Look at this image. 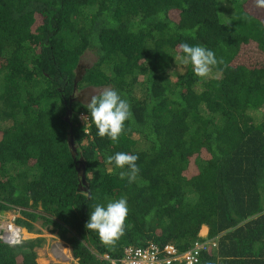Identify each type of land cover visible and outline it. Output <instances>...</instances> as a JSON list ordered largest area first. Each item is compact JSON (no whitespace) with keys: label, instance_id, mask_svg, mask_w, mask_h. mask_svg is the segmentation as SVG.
Wrapping results in <instances>:
<instances>
[{"label":"trees","instance_id":"trees-1","mask_svg":"<svg viewBox=\"0 0 264 264\" xmlns=\"http://www.w3.org/2000/svg\"><path fill=\"white\" fill-rule=\"evenodd\" d=\"M252 1L0 0V212L37 235L0 234V264H40L44 229L79 264L151 242L198 243L195 264H264V15ZM183 43L222 63L195 76ZM89 87L128 101L118 142L82 118ZM116 152L139 156L135 182L107 162ZM121 196L124 234L105 245L86 223Z\"/></svg>","mask_w":264,"mask_h":264},{"label":"clouds","instance_id":"clouds-1","mask_svg":"<svg viewBox=\"0 0 264 264\" xmlns=\"http://www.w3.org/2000/svg\"><path fill=\"white\" fill-rule=\"evenodd\" d=\"M256 3L258 7L264 8V0H256ZM181 49L183 64H190L192 72L197 77H207L214 67L222 63V60L217 59L216 53L206 46L183 43ZM85 107L89 113L85 118L86 125L90 121L97 130V136L118 142L125 131L126 122L132 116L130 105L122 94L113 88L97 90L91 95L90 102ZM138 160V155L127 152H116L107 158L109 164L124 170L120 172V177L121 179L127 177L129 183L135 182L140 172ZM128 213V201L124 196L106 203H97L91 208L86 228L95 232L103 244L114 245L124 234Z\"/></svg>","mask_w":264,"mask_h":264},{"label":"built area","instance_id":"built-area-1","mask_svg":"<svg viewBox=\"0 0 264 264\" xmlns=\"http://www.w3.org/2000/svg\"><path fill=\"white\" fill-rule=\"evenodd\" d=\"M16 214L8 218L0 227L1 238L10 244L23 240L22 229L16 223ZM200 245H196L184 253H179L172 244L159 246L149 243L146 247L129 246L124 250L122 259L112 260L113 264H174L176 261L195 264L198 262ZM109 258L108 256H106Z\"/></svg>","mask_w":264,"mask_h":264},{"label":"rangeland","instance_id":"rangeland-1","mask_svg":"<svg viewBox=\"0 0 264 264\" xmlns=\"http://www.w3.org/2000/svg\"><path fill=\"white\" fill-rule=\"evenodd\" d=\"M254 8L257 9V12H261L259 14L264 15V8H259L257 6L256 0L251 2ZM95 61V56L92 53H86L81 59V70H84L87 67H91L92 63ZM179 71H182V68L179 67ZM103 88L89 87L83 89V95L78 96L79 99H84L85 102H90L91 95L97 90H102ZM82 118L85 119L86 115H82ZM3 220H7L14 214L13 211L3 212ZM40 227V225H37ZM206 229L202 230V235L206 234ZM28 238L36 237V234H26ZM45 237L46 242L41 248H37L38 252V262L40 264H50V263H61V264H78L77 260L72 258L71 256V247L68 243L63 242L60 238L47 230H43L41 235Z\"/></svg>","mask_w":264,"mask_h":264},{"label":"crops","instance_id":"crops-1","mask_svg":"<svg viewBox=\"0 0 264 264\" xmlns=\"http://www.w3.org/2000/svg\"><path fill=\"white\" fill-rule=\"evenodd\" d=\"M3 216H4V214L2 213V212H0V227L2 228L3 227V224H4V222H5V220H3L2 218H3ZM22 233H23V240L24 239H27L28 237V235H26V234H28V232L25 230V229H22ZM61 240V239H60ZM66 243V242H65ZM69 245V244H68ZM70 246V245H69ZM71 247V246H70ZM71 256H72V258H74V255H73V252H72V248H71ZM75 259V258H74ZM77 260V262H78V264H79V261H78V259H76Z\"/></svg>","mask_w":264,"mask_h":264},{"label":"water","instance_id":"water-1","mask_svg":"<svg viewBox=\"0 0 264 264\" xmlns=\"http://www.w3.org/2000/svg\"><path fill=\"white\" fill-rule=\"evenodd\" d=\"M70 145H71V147L73 148L74 152L76 153V149H75V147H74V143H73V140H72V139H71V141H70ZM81 173H82V176H83V181H86V176H85V171H84V169L81 171Z\"/></svg>","mask_w":264,"mask_h":264},{"label":"flooded vegetation","instance_id":"flooded-vegetation-1","mask_svg":"<svg viewBox=\"0 0 264 264\" xmlns=\"http://www.w3.org/2000/svg\"><path fill=\"white\" fill-rule=\"evenodd\" d=\"M92 88V87H91ZM91 99V98H90Z\"/></svg>","mask_w":264,"mask_h":264}]
</instances>
